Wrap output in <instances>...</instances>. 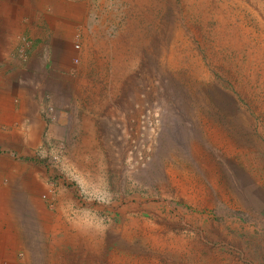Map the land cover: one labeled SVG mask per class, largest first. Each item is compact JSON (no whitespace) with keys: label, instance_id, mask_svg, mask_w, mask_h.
I'll return each instance as SVG.
<instances>
[{"label":"rangeland","instance_id":"rangeland-1","mask_svg":"<svg viewBox=\"0 0 264 264\" xmlns=\"http://www.w3.org/2000/svg\"><path fill=\"white\" fill-rule=\"evenodd\" d=\"M97 9L79 24L87 43L71 48L85 57L70 60L73 85L44 89L50 116L56 105L90 106L66 119L51 148L79 184L66 216L74 234L45 249L28 224L6 264H264V0H102ZM13 145L0 152L47 168Z\"/></svg>","mask_w":264,"mask_h":264},{"label":"crops","instance_id":"crops-1","mask_svg":"<svg viewBox=\"0 0 264 264\" xmlns=\"http://www.w3.org/2000/svg\"><path fill=\"white\" fill-rule=\"evenodd\" d=\"M100 2L102 0H0V147L13 143L10 149L15 154L27 156L29 161H34L38 155L42 163L45 158L43 164H48L46 169L40 164L21 166L0 152V264H6V254H11L13 240L18 247L25 245L28 224L36 226L30 234L36 233L35 239L44 240L40 243L45 249L56 236L63 239L69 233L74 234L68 231L67 224L72 222L66 216L73 206V201H68L69 191L79 184L70 182L71 165L61 173L57 166L52 168L47 156L54 151L52 145L60 140L59 128L64 129L66 119L73 120L72 113H88L90 106L56 105L50 116L44 89L50 83L56 87L73 85L68 78L73 71L70 60L76 62L79 56L82 64L85 57L72 54L71 48L75 40L85 42L79 24L85 23V15L101 12L97 9ZM92 44L104 45L97 39ZM73 47L78 49L77 45ZM74 131L76 141H81L84 131L79 133V126ZM79 154L71 155L73 165L78 168L82 164L76 163L74 158ZM42 190L46 192L41 194L44 203L34 197ZM50 203L54 206L52 210L47 209ZM65 207L66 212L61 213ZM83 214L84 211L79 212V216Z\"/></svg>","mask_w":264,"mask_h":264},{"label":"built area","instance_id":"built-area-1","mask_svg":"<svg viewBox=\"0 0 264 264\" xmlns=\"http://www.w3.org/2000/svg\"><path fill=\"white\" fill-rule=\"evenodd\" d=\"M47 111L49 112H51L52 110H51V108H48L47 109ZM62 148H56V150L55 151H53V152H51V153H49L48 154V159H49V163L53 166V168H55V166L56 165H61V160L62 159H60L61 158V154H62ZM42 197V199L44 198V196H41Z\"/></svg>","mask_w":264,"mask_h":264}]
</instances>
